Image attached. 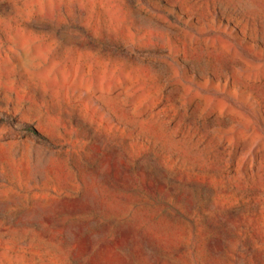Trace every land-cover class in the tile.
<instances>
[{"label": "rangeland", "instance_id": "obj_1", "mask_svg": "<svg viewBox=\"0 0 264 264\" xmlns=\"http://www.w3.org/2000/svg\"><path fill=\"white\" fill-rule=\"evenodd\" d=\"M0 264H264V0H0Z\"/></svg>", "mask_w": 264, "mask_h": 264}]
</instances>
